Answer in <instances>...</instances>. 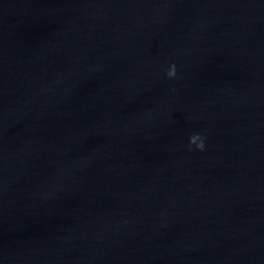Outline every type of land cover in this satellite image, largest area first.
I'll return each instance as SVG.
<instances>
[{"label": "water", "instance_id": "1", "mask_svg": "<svg viewBox=\"0 0 264 264\" xmlns=\"http://www.w3.org/2000/svg\"><path fill=\"white\" fill-rule=\"evenodd\" d=\"M0 264H264V0H0Z\"/></svg>", "mask_w": 264, "mask_h": 264}, {"label": "clouds", "instance_id": "2", "mask_svg": "<svg viewBox=\"0 0 264 264\" xmlns=\"http://www.w3.org/2000/svg\"><path fill=\"white\" fill-rule=\"evenodd\" d=\"M169 75H174V72L173 73H169ZM200 147L203 148V144H201Z\"/></svg>", "mask_w": 264, "mask_h": 264}]
</instances>
